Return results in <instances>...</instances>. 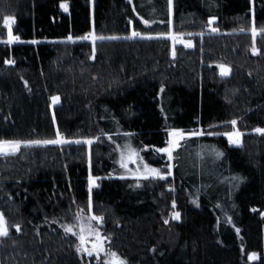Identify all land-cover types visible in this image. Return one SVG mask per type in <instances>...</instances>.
<instances>
[{"label":"trees","instance_id":"16d2710c","mask_svg":"<svg viewBox=\"0 0 264 264\" xmlns=\"http://www.w3.org/2000/svg\"><path fill=\"white\" fill-rule=\"evenodd\" d=\"M4 15L15 16L22 41L39 43L0 44V138H54L59 128L69 139H100L90 148L48 146L0 158V212L22 227L21 234L10 228L16 246H0V264H96L63 231L77 224L80 209L89 215V151L91 175L100 177L91 214L104 217L97 227L110 238L105 247L127 264H264V136L254 132L264 128V55L251 54L249 30L253 18L264 26V0H172L171 14L167 0H0V39ZM212 17L217 33L207 31ZM144 19L154 22L146 27ZM92 30L120 37L191 32L184 39L193 47L178 43L173 58L169 40L120 39L97 42L91 59L89 42H60ZM258 47L264 53V40ZM219 64L231 68L229 76H220ZM52 96L60 102L53 105ZM232 119L242 147L205 134L173 153L166 180L119 178L117 145L130 142L150 165L164 166L167 156L154 149L166 146V126L228 131ZM210 147L224 157L197 155ZM251 253L258 258L250 261Z\"/></svg>","mask_w":264,"mask_h":264},{"label":"snow or ice","instance_id":"6c2138e0","mask_svg":"<svg viewBox=\"0 0 264 264\" xmlns=\"http://www.w3.org/2000/svg\"><path fill=\"white\" fill-rule=\"evenodd\" d=\"M129 3H132V0H128ZM61 9L65 12L69 10V6L67 3L60 4ZM167 8L169 14H171L172 9V0H167ZM135 11V9H133ZM154 21H149L147 19L143 20V23L146 27H150L151 23ZM216 20L215 17L209 18L207 20V31L209 33H217L219 31L218 27H214ZM16 24V18L14 15H4L2 19V27L3 30H6V39H0V44H4L6 46H11L17 43H29V44H38L39 41L32 39L28 41H22L21 37L18 34H14L13 26ZM250 35H251V47L250 51L253 56L264 55L261 52V49L258 47V38L264 40V26H257L255 24V20L251 21L250 26ZM241 33H244L246 29L241 27L239 29ZM194 34L191 32L188 33H175L173 31H169L166 34H160L158 36L153 35H145L141 32L133 30L130 36H116V35H100L95 32V30L89 31L79 37H73L69 35L66 38V41H60L61 43L72 42L75 43L77 40L79 41H86L92 45L91 48V59H95L96 51H97V42H104V41H116L120 39H141V40H153V39H165L169 40L172 43V57L175 58L176 50L175 46L179 43L182 44L185 48H192L193 43L191 40H185L184 37L188 36L191 37ZM195 35L203 36V33H197ZM4 64L7 66H13L15 64L14 60L5 59ZM219 68V74L221 77L229 76L231 72V68L224 64L217 65ZM25 87H27V83L25 82ZM160 92H164V88L161 87ZM52 104H58L60 102L59 96H52L51 97ZM164 109L161 108V112ZM165 120L167 117L165 116ZM55 116L53 115V124H55ZM226 124L231 125V130L228 131H209L205 133L204 130L195 129V130H185L182 128H172L166 126L167 131V139L165 141V147H156L154 150L156 153L162 154L167 156L169 162L174 159L173 153L177 152L178 149L184 146L185 141L190 140L194 137H202L205 134L209 136H224L226 137L230 146L242 147V136L243 133L238 129L237 119H232L230 121H226ZM210 128H220L219 125H210ZM254 132L260 136H264V128L257 127L254 129ZM103 134V133H102ZM120 134V133H117ZM122 135L126 137H131L134 134L130 132H125ZM100 137L97 136L95 138H84V139H69L65 137L59 131V128L56 129L54 138H43V139H15V138H0V158H9L17 156L21 153L22 149H33V148H42L48 146H59L63 147L65 145H87L90 146L99 140ZM108 139L111 140L112 137L108 136ZM115 151L119 153V159L116 161L120 168L124 169L127 175H121L120 179H128L131 178L135 181L141 180H166L168 176L172 175V167L171 163L166 164L167 174L163 173L159 168L152 167L150 164L144 162V158L140 156L139 150L135 149L130 142H126L125 144L117 145ZM203 151H208L213 157L214 161H219L224 157V153L215 147H210L207 149H203L201 153H197V155L203 159ZM88 164H89V175L87 178V205L86 209L89 215L85 216V209H80L77 213H75L74 218L77 221L75 225H63V231L65 235L71 234L75 236L79 243L75 247V251L78 254L85 255L90 258H95L96 264H127V260L122 258L117 252L112 251L110 248H106V242L110 243V238L103 235L100 229L97 227L102 226L104 217L102 215H95L91 214L93 209V201H92V191L95 187H98L97 180L100 177H94L91 175V152L88 153ZM129 164H135V170L129 168ZM232 181H240L242 182V178L239 176L231 177ZM136 187H141L140 183L135 185ZM173 189H169L172 191ZM194 204L197 201H192ZM75 203V201H74ZM197 206H199L197 204ZM219 207V205H217ZM172 208H176V203L173 200ZM256 211V209H253ZM171 218L173 220L179 221L181 218V214L179 211H173L171 213ZM168 220L165 219L164 223L168 224ZM229 223L231 220L229 218ZM52 223H56V220H53ZM15 228V232L17 234H21L22 227L20 224L9 225L7 219L3 212H0V246H4L8 240H12L13 247L16 246V241L12 238L10 228ZM78 228L79 231L75 229ZM237 234H239V229H236ZM37 235L39 233L37 232ZM155 251V249H153ZM104 254L103 258L101 254ZM257 254L251 253L248 256L250 261L256 260Z\"/></svg>","mask_w":264,"mask_h":264},{"label":"rangeland","instance_id":"374dc122","mask_svg":"<svg viewBox=\"0 0 264 264\" xmlns=\"http://www.w3.org/2000/svg\"><path fill=\"white\" fill-rule=\"evenodd\" d=\"M187 40V39H186ZM116 152V157H115V163H116V166H117V171H118V174L120 175H127V173H125L124 169L120 168L119 164L116 162L118 159H119V154L117 151ZM140 154V153H139ZM141 157H143L141 154H140ZM145 163H148L147 161L144 160ZM168 163H171L173 165V161L169 162ZM167 163V164H168ZM149 164V163H148ZM152 166V165H151ZM154 167V166H152ZM129 168L135 170L136 168V165L135 164H129ZM156 168H159L163 173L167 174V168H166V165L164 166H157ZM172 170H173V167H172ZM172 175H173V172H172ZM172 175L168 176L171 177ZM169 189H172L171 187ZM77 231H79V229L77 228Z\"/></svg>","mask_w":264,"mask_h":264}]
</instances>
